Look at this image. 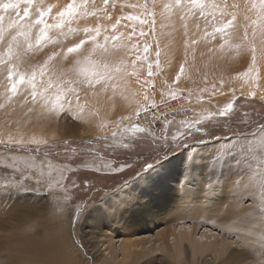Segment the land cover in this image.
<instances>
[{"label":"rangeland","instance_id":"1","mask_svg":"<svg viewBox=\"0 0 264 264\" xmlns=\"http://www.w3.org/2000/svg\"><path fill=\"white\" fill-rule=\"evenodd\" d=\"M9 2L16 3L17 0H0V3ZM68 2L69 0H33V7L30 9L31 19L34 21L36 18L37 5L53 6L51 15L55 16ZM85 2L89 12L93 10L92 4L103 9V0H77V3ZM173 2L174 0H148V11L155 13V32H152L150 25L145 24L143 28L147 35L140 37L141 25L136 21L137 35L132 40H124V44L129 48H122L116 55L108 57V63L114 73V78L108 82V86L97 85L94 88L80 86L79 98L77 99L75 94L69 95L62 114L53 113L51 105L47 109L40 104L33 105L30 94H28V103L25 104L26 88H22L21 93L10 102L0 96V103L4 104V107L0 108V264H40L39 258L48 255L51 245L56 251L59 249L57 252L59 257L57 256L58 259L54 264H100L105 256L101 236L107 230L106 214L116 209L119 202L116 196L118 191L128 184L139 189L136 183L138 177L153 172L157 166L162 170H166L165 166H168L170 177H175L176 180L191 173L196 174L197 178L200 177L205 186L218 180L224 190L226 187L233 188V182L242 175L245 180L252 178L260 191L261 185L264 184V133L260 132V126L254 130L245 129L232 135H227L224 131L219 138L203 144L189 143L165 159L152 161L147 158L145 161L151 162L152 166L146 170L142 169L141 161L144 159L139 160L140 162L134 157L130 161L121 160L126 149L133 148L129 150L133 156L143 155L149 149H155L151 147L154 146L152 138L162 142L173 139V136H181L183 130L185 133L189 132L188 125H192V128L208 126L210 122L220 118L230 121L242 109L246 113L264 111V99L261 98L264 96V59H259L258 50L257 70L245 75L251 62V53L249 49L241 47L237 51L236 48L237 45L242 44L240 38L244 36L245 25H248L249 40L252 39V20L256 19L255 14L248 13L250 19L245 20L244 12L241 11L234 22L235 28H229L224 39L221 40L220 34H216L215 37L206 34V31L212 32V27L205 24L204 19L199 16L198 9L194 14L185 15L183 20L181 19L183 13H179L176 9H164L163 5ZM201 2L217 5L222 10L225 0H201ZM234 2L239 3L243 9L245 0H227L229 6ZM143 3L144 0H115L116 7L113 8L110 0L108 12L111 20L103 18L101 11L98 16L87 15L71 22L66 21L62 29L48 31L47 35L52 40L45 41L44 46L39 49L35 46V33L38 29L33 28L34 48L26 52L22 50L23 54L16 61L19 71L30 75L32 69L43 65L44 60L53 52H61V56L51 61L49 67L55 66L57 72L61 68L70 67L72 57L62 59V52L83 38L85 28H95L99 25L103 33L105 27L111 31V24H114L121 15L131 14L143 18L148 15L144 8L139 7ZM134 4L137 7H131ZM23 8V0H20L21 16ZM232 10L229 8L226 11L224 19L231 18L227 12ZM207 11H216L217 19H220L219 10L209 8ZM0 14L5 18L6 28L10 17L15 18L16 15L11 9ZM21 23L27 24L28 21ZM48 23H51V19ZM125 24L129 27H123ZM255 27L257 28L256 45L259 49V22ZM120 31L130 32V22L122 21ZM11 34H16L15 29ZM6 36L0 41V51L11 39V35ZM102 38L101 36V41ZM221 43L225 44L223 51L220 50ZM133 44H139L141 48L145 44L149 45L148 61L153 65L151 77L147 75L148 63L143 60L135 62L139 80L137 75L126 74L132 72V64L135 61L136 53L129 50ZM13 47L16 51L15 44ZM157 47L159 70L155 66ZM95 58L100 59L99 55ZM182 64L184 72L177 83L175 77ZM117 68H120L119 73L116 72ZM6 76V71L0 65V93L6 91ZM68 78L74 79L75 74L66 77ZM40 79L38 77V82ZM249 92H254L255 95L250 97ZM177 96L184 99L189 108L197 105L206 110L199 117L191 119L192 121L187 118L189 110L172 112L169 116L164 115V118L154 120L150 126L142 121L144 118L149 121L148 114L137 117L138 112L143 114L146 108L147 113L148 110L154 112L153 108L163 103L164 99L174 102ZM228 103H234V110L226 117H220V109ZM30 108L32 111H29ZM183 118L187 119L180 120ZM185 121L189 122L185 125L183 124ZM133 125H138L145 131L123 134L118 131L113 137L114 130L131 128ZM90 126L101 129L96 128L94 134ZM228 133L231 131L228 130ZM139 134L152 136L147 138V146L132 141L131 138ZM241 134L247 139H243ZM230 137H233L232 143ZM98 138L102 139V142H98ZM90 139L94 140L93 144L96 145L98 142L97 144L101 145L104 149L102 153L107 158L89 156L74 149L72 143ZM17 140L21 141L19 145L16 144ZM31 140L46 143H29ZM60 142L69 143L65 146L68 150L64 146H56ZM237 143L243 145L246 150L240 153L239 149H234L238 152L226 151ZM48 144L51 146L45 148L44 145ZM37 147L44 148L36 152ZM127 170H131V173H125ZM21 174L29 178L25 180ZM92 175H94L95 187L108 186L114 178L128 179L125 184L112 192L100 194L96 200L95 192L86 189L83 191L82 186L83 179ZM5 178L10 185H14L15 179L20 178L21 184L18 187H5ZM36 179H39L40 183H37ZM85 191L91 192L92 196H86ZM223 198L225 199V196ZM58 205L63 211L57 208ZM76 205L81 207L86 205L78 218L75 213ZM70 213L73 214L71 223ZM189 222L186 220L184 227L178 225L176 230H187L191 234L192 223ZM233 223L235 222L214 223L208 220L199 226L196 238L199 242L222 240L226 251L222 255L221 262L229 261L230 258L235 260L236 256L240 257L237 254L243 251L242 255L245 257L239 264H264V214L262 224L258 227L250 224L235 227L232 226ZM162 227L159 226L157 230ZM51 241L56 244H52ZM42 243L49 246L43 247ZM33 244L34 251L40 248L45 252L40 256L37 255L29 249ZM185 256L173 262L167 256L156 253L139 264H219L218 260H213V256L196 258V260L190 259V255L186 256L189 259L187 260Z\"/></svg>","mask_w":264,"mask_h":264},{"label":"snow or ice","instance_id":"2","mask_svg":"<svg viewBox=\"0 0 264 264\" xmlns=\"http://www.w3.org/2000/svg\"><path fill=\"white\" fill-rule=\"evenodd\" d=\"M24 8L22 16L19 11L20 0H17L16 3H0V13L8 12L9 9L13 10L16 13L15 18L9 19L7 24V30L9 31V35H11V39L7 42L6 47L0 51V65L3 66V70L6 71L7 76V86L6 91L4 93H0L6 101H12L13 98L21 93L22 88H26V93L24 94V103H28V94L31 96V103L33 105L40 104L43 108L47 109L49 105H51V110L53 113L59 115L62 114V111L65 106V101L67 97L71 94H75L77 99L79 98V87L84 86L86 88H94L97 85L101 87L108 86V82L114 78V73L110 68L108 63V57L110 55H116L122 48L128 49L129 46L124 44V40H132L133 37L137 35L136 21H139L141 25L139 36L143 37L147 35L145 32L143 25L148 24L152 32H155V13L148 11L149 4L148 0H144L142 7L148 12V15L141 18L137 15H121L118 17L114 24H111V31H109L108 27L102 29L99 25L95 28H85L83 30L84 35L83 38L79 39L78 42L72 44L70 47H67L66 50L62 52V59H68L70 56L72 60L70 61V67L61 68L59 72L55 66L49 67L51 61H53L56 57L61 56V52H53L51 55L44 60L43 65L38 68H33L30 75L19 71V66L16 63L17 60L20 59L23 52L31 51L34 48L33 40H32V29L37 28L38 31L35 33V46L37 49L42 48L44 46L45 41L51 42L52 38L47 35L50 29H62L65 22H71L74 19H77L81 16H98L99 12H103V18H107L111 20V15L108 12V7L110 0H103V9L97 8L95 4H92V11L89 12L87 3H77V0H69V2L64 6L61 10H59L55 16H52V7H42L37 5L36 18L34 21L31 19L30 9L33 7V0H23ZM112 7L115 8V0H112ZM123 7V5H122ZM131 7L135 8L137 5H131ZM165 10L176 9L179 13H183L181 15V19L185 18V15L194 14L195 10H199V16L204 19L206 25H211L212 32L207 33L215 37L216 34H220L221 40L224 39L225 34L227 33L229 28H235V21L237 20L238 14L243 11L244 19L249 20L250 16L248 13H254L256 16L255 20H252V39L249 40L248 37V25H245L244 36L241 39L242 44L237 45V51L241 49V47L245 49H249L251 53V62L248 68V72L245 73L247 75L249 72H255L257 70L256 66L258 63V50H259V59H264V0H245L243 4V9H241V5L239 3H232L230 6L225 0L223 4V9L221 10L217 5H207L201 2V0H174L173 3L163 5ZM212 8L220 11V19H217L216 11H207V9ZM231 8L233 9L230 12H227V15L230 16V19H224L226 11ZM4 16L0 14V41L4 39V32L6 31L4 26ZM51 19V23H48V20ZM21 21H28L27 24L21 23ZM122 21L130 22L131 31L128 33L121 32L120 28L122 26ZM257 22H259V49L256 45V37H257V28L255 27ZM123 27H129L128 24L123 25ZM15 29L16 34L12 35V30ZM71 32L72 29L70 28ZM101 36L102 41H101ZM22 40V42H21ZM195 43V41H193ZM14 44L16 46V51H14ZM87 45V47H86ZM225 48V44H220V50L223 51ZM23 50V52H22ZM136 53L135 61L132 64V72L126 73L128 75H137V69L135 66L136 61L143 60L148 63V71L147 75L151 77L153 75L152 71V63L148 61V53H149V45L145 44L143 48L140 47L139 44L131 45L129 49ZM211 51V50H210ZM141 52L143 55H141ZM75 54V55H73ZM99 55L100 59H96L95 57ZM157 62L156 68L160 69V65L158 62L159 58V48L157 47ZM123 63V62H122ZM126 70V65H125ZM116 72H120V68L116 69ZM184 72V65L182 64L179 72L175 77V82H179L180 75ZM75 74V78H68ZM47 76V79L45 77ZM38 77L41 78L38 82ZM137 79L139 80V76L137 75ZM250 97L254 96V92H249ZM264 99V96L261 97ZM70 103V102H69ZM4 104L0 103V108H3ZM234 110V103H228L219 111L220 117H226ZM29 111H32L30 108ZM147 113V108L144 110V115ZM142 113L138 112L137 117H140ZM189 130H191L192 125H188ZM123 134L124 132H144L145 129L139 127L138 125H133L131 128L117 129L114 130L112 135L115 137L117 132ZM260 132L264 133V123L260 124ZM213 134V133H210ZM183 133H181V136ZM242 138L244 137L243 134ZM173 140L175 142H180V137L173 136ZM233 140V137H230V143ZM155 142V141H154ZM11 143V141H9ZM21 141L17 140L16 144H20ZM29 143L36 144H44L45 141H36L31 140ZM128 147V145H125ZM234 149H239V153L245 151L243 145L237 143L233 145V148L226 149L228 152H238L234 151ZM129 166L130 165H126ZM150 166V165H148ZM123 170V169H120ZM99 171V169H97ZM61 175H63L61 173ZM23 179H28L29 177L23 176ZM37 183H40L39 179H36ZM59 183V181L57 182ZM21 179H15L14 185H10L7 178L4 180V186H20ZM87 180L84 181V186L87 187ZM233 189L235 192L240 194L239 202L241 205H250L252 208L260 210H264V184L261 185L259 191V202L256 199V189L254 185L245 180L244 176H240L233 182ZM86 207L84 205L75 206L76 218H78L79 214ZM57 208L60 211L63 209L58 205ZM261 214H264L262 212ZM70 215V223L72 222V213ZM75 244V241H73ZM81 246H83L81 244Z\"/></svg>","mask_w":264,"mask_h":264},{"label":"bare ground","instance_id":"3","mask_svg":"<svg viewBox=\"0 0 264 264\" xmlns=\"http://www.w3.org/2000/svg\"><path fill=\"white\" fill-rule=\"evenodd\" d=\"M5 29L4 36L9 34L6 27ZM32 38L34 39V37ZM245 88L247 89V87ZM176 99L174 102L166 100L173 102L168 110H164L162 106L164 99L163 103L153 108L154 112L148 110L146 114L149 115V121L145 118L142 121L150 126V123L154 120L164 118L166 113L170 114L182 110H189L190 113L187 118L193 119L199 117L206 110L203 107H197V105H192L189 108L184 99L178 96ZM94 127L90 126L95 134L97 127ZM98 129L101 128L98 127ZM165 168L166 170H162L157 166L153 172L150 171L151 173L138 177L136 183L139 189H135V186L128 184V186L118 191L116 195L118 200H116L119 202L116 209L112 212L108 211L106 214L107 230L101 236L105 256L101 259L100 264H139L156 253L167 256L173 262H176L175 260H178L181 256L186 255L189 257L190 255L192 260L213 256V260H218L217 263L219 264L241 263L245 257L242 255L244 254L243 251L237 254L240 257L236 256L235 260L226 258L229 261L222 260L221 262L222 255L226 251L224 242L222 240H217L218 242L216 240L199 242L196 238L198 228L208 220L214 223L233 221L235 223L232 226L235 227L247 224L258 227L262 224L263 214L261 213L263 210L254 209L246 204L241 205L239 202L240 194L235 192L232 187H226V190H224L223 185H220L218 180L205 186L204 181L200 180V177L197 178L194 173L179 177L176 180L175 177H170L168 166H165ZM248 181L254 185L256 199L259 202L258 186L252 178ZM230 190L232 191L229 192ZM223 196H225V199ZM186 220L192 223L191 234L187 230H176L178 225H185ZM159 226L163 227L157 230ZM117 237L118 239H116ZM53 241L51 243L56 244ZM32 246L29 249L34 251V244ZM48 246L44 245L43 247ZM50 247L49 251L46 250L48 255L39 258L40 264H54V261L58 259L57 252L59 249L56 251L54 246ZM43 252L45 251L40 248L34 251L39 256ZM186 256L185 258H187ZM187 260L189 259L187 258Z\"/></svg>","mask_w":264,"mask_h":264},{"label":"trees","instance_id":"4","mask_svg":"<svg viewBox=\"0 0 264 264\" xmlns=\"http://www.w3.org/2000/svg\"><path fill=\"white\" fill-rule=\"evenodd\" d=\"M264 123V111L260 112H248L244 109H242L239 114L232 118L230 121L228 119H217V121L210 122L208 126H197L191 128L189 132L183 130V135L182 136H177L180 137V142H175L173 139H168L167 141H157L156 139L154 140L151 135L147 134H139L136 136H133L131 139L132 141H135V144H140L142 146H147L148 145V137L152 138L153 145L151 147H155V149H149V151L143 155H137L133 156L129 150L132 149H126L125 153H123L121 160H126L130 161L133 157L137 161H141L142 164V169H148L152 166L151 162H146L145 160L151 159L152 161L157 159H165L166 157L172 155L177 151L180 147L185 146L189 143H200L203 144L204 142H208L212 139L219 138L224 131L227 132V135H232L234 133H238L239 131H243L245 129H250L254 130L256 128H259L260 124ZM228 130L231 131V133H228ZM194 133V134H193ZM213 133V134H210ZM137 134V133H136ZM193 137H198L200 139L193 140ZM98 142H102V139L98 138ZM138 141V142H137ZM155 141V142H154ZM96 142V141H95ZM96 142V145L93 144L94 140L90 139L84 142L80 143H72L74 146V149L77 150L78 152H82L83 154H87L89 156H97L100 158H107L104 153H102L101 145H98ZM69 143L67 142H60L57 143L56 146H65L68 145ZM133 146V143H131ZM156 144V145H155ZM51 144L44 145V147H50ZM44 147H37L35 149L36 152L40 151ZM101 148V149H100ZM66 149V148H65ZM68 150V149H66ZM105 156V157H104ZM112 159V158H111ZM139 161V162H140ZM150 165V166H148ZM125 173H131V170H127ZM94 175L92 176H87L83 179L82 181V186H83V191L86 189L87 191H93L95 192V199L97 200L99 198L100 194L106 193V192H112L113 190L117 189L121 185L125 184L127 182L128 178L121 179V178H114L108 186H97L95 187L94 183ZM85 179L87 180L88 184L87 187L84 186V181ZM86 192V191H85ZM86 196H92L91 192H86Z\"/></svg>","mask_w":264,"mask_h":264},{"label":"built area","instance_id":"5","mask_svg":"<svg viewBox=\"0 0 264 264\" xmlns=\"http://www.w3.org/2000/svg\"><path fill=\"white\" fill-rule=\"evenodd\" d=\"M173 102H170V101H164V103H163V107H164V110H168V108H170L171 107V104H172ZM172 114V112L170 113V114H168V113H166L165 115L166 116H169V115H171Z\"/></svg>","mask_w":264,"mask_h":264},{"label":"crops","instance_id":"6","mask_svg":"<svg viewBox=\"0 0 264 264\" xmlns=\"http://www.w3.org/2000/svg\"><path fill=\"white\" fill-rule=\"evenodd\" d=\"M185 119H187V118H185ZM185 119H180V120H185ZM189 121H192L191 119L189 120ZM189 121H185L183 124H187V122H189Z\"/></svg>","mask_w":264,"mask_h":264}]
</instances>
